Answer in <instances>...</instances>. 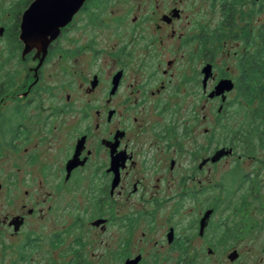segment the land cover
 I'll list each match as a JSON object with an SVG mask.
<instances>
[{
  "label": "flooded vegetation",
  "instance_id": "1",
  "mask_svg": "<svg viewBox=\"0 0 264 264\" xmlns=\"http://www.w3.org/2000/svg\"><path fill=\"white\" fill-rule=\"evenodd\" d=\"M93 1L43 58L37 49L23 55L27 8L20 15L15 92L0 107L15 101L19 169L49 192L35 196L36 210L27 204L33 195L24 193L19 211L2 224L16 237L30 217L63 218L62 237L49 231L51 246H64L72 234L74 246L53 259L52 250L51 264H245L240 250L230 248V199L214 194V166L235 152L223 147L233 153L212 161L223 148L214 152L211 126L215 102L222 113L235 91L263 93L264 0H204L207 13L200 8L191 20L182 0H148L150 7L136 0L122 12L120 1L111 7ZM57 74L62 94L54 103L49 84ZM222 81L233 89L218 96ZM40 101L42 114L29 125L22 114ZM44 101L51 102L47 113ZM198 135L206 137L200 145ZM183 155L196 162L184 173ZM15 218L23 222L18 232L10 226ZM88 233L102 246H86Z\"/></svg>",
  "mask_w": 264,
  "mask_h": 264
},
{
  "label": "rangeland",
  "instance_id": "2",
  "mask_svg": "<svg viewBox=\"0 0 264 264\" xmlns=\"http://www.w3.org/2000/svg\"><path fill=\"white\" fill-rule=\"evenodd\" d=\"M118 1L121 2L117 6L119 12L123 11L120 9L122 6L124 8L133 7L135 4L136 7L137 4L136 0H101L103 7H111ZM141 1L143 7H150L148 0ZM198 1L182 0V3L179 4L190 20L200 8L203 9L201 12L205 14L208 11L205 4H208L209 0L206 2L204 0ZM24 7L25 5L22 4L21 0H0V28L5 29L3 35H0V85L7 84L8 93L13 95L15 90L10 86L14 85L16 81L19 33L15 35L12 29H15L17 19L20 22L21 16H17V13L19 10L23 11ZM113 10L114 8L109 13H112ZM104 11V8L97 10L100 14ZM262 18L264 24V12ZM103 32L104 29H101V34ZM49 86L54 96L53 101L57 103L62 94V76L60 74L54 75V81ZM263 101L264 93L248 92V94L243 95L235 91L231 94L229 106L222 113H218L219 101L215 102L213 125L211 126L210 122L202 125L204 128L210 126L213 128L214 152L223 147L233 148L235 152L234 156L215 164L214 183L216 185L214 194L227 196L230 199V248L236 247L240 250L245 264H254L257 258H263V262L259 264H264V135L261 137L260 134H255L252 137V143L245 147L240 139L241 135H238L237 132L250 131L252 126L262 122L260 118L264 114L260 115L258 109L264 108ZM50 103L44 101L46 113ZM38 106L43 107L41 101L37 105H33L32 108L25 109L22 114L24 120L31 122L26 121L29 125H36V116L42 114L41 110L37 108ZM15 108V101H7L0 107V113H3L0 115L3 116L0 117V184L2 185L0 188V264H51L49 258L52 250L55 252L53 259L61 255L66 246H74L70 244L73 234L68 237L64 246H51L49 231L58 230V234L62 237L61 231L66 228L63 218H55L53 214H48V212L44 214L43 220H40V216L30 217L23 233L16 237L11 236L8 229L2 224L7 214L14 215L19 211L20 206L25 201L24 193L28 191L29 197L33 195L27 200V204L28 208L36 210L39 204H36L35 198L37 197L35 196H40L39 199L42 200L49 192L47 185L40 186L31 180V171H20L19 169L17 156L13 150L14 145H16L15 124L19 120ZM4 116H7L8 120ZM204 138H206L204 135H198L199 145ZM202 155L197 153L196 157L201 159ZM255 158L258 160L256 161ZM195 164L194 156L183 155L181 172H185L186 166ZM34 175H36L35 172ZM32 182L33 184H31ZM222 207L224 209L226 204ZM251 210L255 213L251 214ZM247 212L251 217L246 215ZM237 218L238 220H236ZM245 219L248 221L246 226L242 223ZM250 221L252 227L248 228ZM235 223L237 224L234 225ZM239 224H242L243 227H240ZM214 234L217 236V230L214 231ZM99 241L100 239L96 235L90 233L86 235V246L88 247L102 246ZM222 249L225 255L226 250L225 248ZM218 254L219 257L222 256L221 251Z\"/></svg>",
  "mask_w": 264,
  "mask_h": 264
},
{
  "label": "water",
  "instance_id": "3",
  "mask_svg": "<svg viewBox=\"0 0 264 264\" xmlns=\"http://www.w3.org/2000/svg\"><path fill=\"white\" fill-rule=\"evenodd\" d=\"M88 0H33L23 12L21 19L20 40L24 43L23 55L26 56L33 49L43 53V57L48 52L49 45L61 34L62 29L72 20L73 16L80 11ZM4 29H0L3 35ZM233 89L231 81H222L217 87L216 95L220 96ZM224 97V96H223ZM232 149L218 150L212 158L213 162H218L222 157L231 155ZM1 188V186H0ZM23 222L19 218L13 219L10 226H15L18 232ZM232 254L231 259H236Z\"/></svg>",
  "mask_w": 264,
  "mask_h": 264
},
{
  "label": "trees",
  "instance_id": "4",
  "mask_svg": "<svg viewBox=\"0 0 264 264\" xmlns=\"http://www.w3.org/2000/svg\"><path fill=\"white\" fill-rule=\"evenodd\" d=\"M22 1V4L25 5V7L23 8V10L25 8H27L31 2L33 0H21ZM22 14V11L19 10V13H17V16H20ZM18 24H19V20L17 19V24L15 25V29H12L14 31V34L17 35L18 34ZM263 93H264V48H263ZM8 93V90L3 86V85H0V99L6 95ZM241 93V92H239ZM242 94H248V92L246 93H242ZM260 133V128H257L256 125L255 126H252V129H250V131H245L243 133H240V131L237 132L238 135H241V141L244 143L245 147H248L250 143H252L253 141V138L256 135H259Z\"/></svg>",
  "mask_w": 264,
  "mask_h": 264
}]
</instances>
